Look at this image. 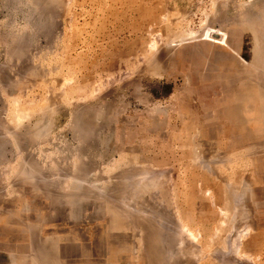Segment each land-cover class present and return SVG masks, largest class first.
Returning a JSON list of instances; mask_svg holds the SVG:
<instances>
[{"label": "rangeland", "instance_id": "1", "mask_svg": "<svg viewBox=\"0 0 264 264\" xmlns=\"http://www.w3.org/2000/svg\"><path fill=\"white\" fill-rule=\"evenodd\" d=\"M0 264H264V0H0Z\"/></svg>", "mask_w": 264, "mask_h": 264}, {"label": "bare ground", "instance_id": "2", "mask_svg": "<svg viewBox=\"0 0 264 264\" xmlns=\"http://www.w3.org/2000/svg\"><path fill=\"white\" fill-rule=\"evenodd\" d=\"M214 32H216V31H214ZM209 33V32H208ZM206 34V33H205ZM214 41V40H213Z\"/></svg>", "mask_w": 264, "mask_h": 264}]
</instances>
